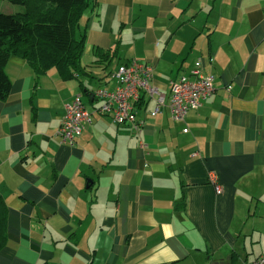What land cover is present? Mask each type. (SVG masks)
Returning <instances> with one entry per match:
<instances>
[{"label":"crops","instance_id":"0c3cea01","mask_svg":"<svg viewBox=\"0 0 264 264\" xmlns=\"http://www.w3.org/2000/svg\"><path fill=\"white\" fill-rule=\"evenodd\" d=\"M90 1L82 65L97 49L116 51L103 69L87 66L83 84L110 87V71L137 60L152 66L158 94L136 104L138 130L93 114L71 146L57 131L78 80L8 59L0 264H247L264 255V0ZM197 59L213 92L174 120L169 82Z\"/></svg>","mask_w":264,"mask_h":264},{"label":"trees","instance_id":"16d2710c","mask_svg":"<svg viewBox=\"0 0 264 264\" xmlns=\"http://www.w3.org/2000/svg\"><path fill=\"white\" fill-rule=\"evenodd\" d=\"M8 1L13 4L24 6V10L14 13L0 12V100H4L10 92L11 82L5 72V66L11 56H17L24 59L37 74L44 73L49 68L53 67L63 80L77 79L81 88V94L88 98V102L91 106L95 103L97 104L98 101L95 100L93 96V92L96 88L94 90H89L83 84L82 79L86 76H91L90 69L87 68V66H99L102 63L109 62L110 59L113 58L116 50L111 52L97 49V59L90 65H82L81 56L84 49L85 35L79 32L80 20L83 12L90 6L91 1ZM197 62H199V65H197ZM196 67L200 68L202 71V62L200 59L195 61L188 75L181 76L190 77L191 71ZM101 68L103 69L104 67L102 66ZM114 70L115 69L111 70L109 73L111 78ZM206 75L212 76L211 74ZM112 87L113 85L110 87L101 86L100 88L110 89ZM145 95L147 94L142 93L139 99L133 103L134 109L137 103L145 101L143 100ZM107 116L112 119L110 115ZM1 207L3 209L5 208L3 201L0 199V208ZM4 238L5 235L0 232V246Z\"/></svg>","mask_w":264,"mask_h":264},{"label":"built area","instance_id":"2783aa9c","mask_svg":"<svg viewBox=\"0 0 264 264\" xmlns=\"http://www.w3.org/2000/svg\"><path fill=\"white\" fill-rule=\"evenodd\" d=\"M199 65V62H197ZM152 66L137 60H130L120 64L112 72L115 79L110 89L97 87L93 96L99 101L88 109L80 94L65 104L58 135L62 142L73 146L76 138L81 134L84 124L91 123L93 114L110 115L117 123L129 122L136 130L141 126L135 118L133 103L142 93L153 97L157 89L152 86ZM169 109L175 120L183 121L188 110L197 108L201 101L209 97L213 92V77L204 74L196 67L191 71V76H181L177 80L169 82ZM162 107V97L155 98V107L150 111L154 116ZM186 131V128L183 129ZM208 180L214 186L217 194L222 192L215 172H208ZM247 264H264V255H260Z\"/></svg>","mask_w":264,"mask_h":264},{"label":"rangeland","instance_id":"374dc122","mask_svg":"<svg viewBox=\"0 0 264 264\" xmlns=\"http://www.w3.org/2000/svg\"><path fill=\"white\" fill-rule=\"evenodd\" d=\"M23 10H24V6H22V5L13 4V3L9 2L8 0H0V12L14 13V12L23 11ZM110 82H111V86H112L115 83V79L110 77ZM105 87H107V86H105ZM82 100L86 103L87 108L91 109L92 106L89 105L87 97L85 95H82Z\"/></svg>","mask_w":264,"mask_h":264},{"label":"water","instance_id":"95a60500","mask_svg":"<svg viewBox=\"0 0 264 264\" xmlns=\"http://www.w3.org/2000/svg\"><path fill=\"white\" fill-rule=\"evenodd\" d=\"M210 264H228V263H225L224 261H211Z\"/></svg>","mask_w":264,"mask_h":264}]
</instances>
